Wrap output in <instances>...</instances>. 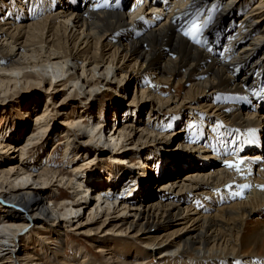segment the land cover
I'll return each instance as SVG.
<instances>
[{
	"label": "bare ground",
	"instance_id": "obj_1",
	"mask_svg": "<svg viewBox=\"0 0 264 264\" xmlns=\"http://www.w3.org/2000/svg\"><path fill=\"white\" fill-rule=\"evenodd\" d=\"M6 1L14 8L20 6L27 19L26 10L32 2L39 1L31 13L35 15L31 19L38 21L28 27L30 33L21 45L17 44L21 29L15 27L13 34L0 26V107H8L12 103L6 104L8 100L14 101L19 92L28 89L43 91L46 100L41 112L27 110L24 114L25 118L32 117L31 123L35 122L24 145L19 142L26 121L24 127H17L14 137L5 136V129L0 131V264H47L45 259L58 264H150L152 258H157V264H264V233L249 228L250 222L264 223V162L255 161L262 158L264 149V114L257 113L261 105L264 107V0H0V14L9 13L11 19L13 10ZM160 1L162 5L169 1L170 6L164 9ZM20 16L21 13L18 19ZM20 22L23 23H16ZM190 22L200 25L196 34L199 43L184 34ZM46 31L62 35L47 42ZM70 42L88 48L85 46L82 56H76L67 47ZM220 43L222 49L216 46ZM90 45L94 46L92 56ZM108 47L112 51L106 54ZM120 59L128 63L118 67L116 61ZM137 65L141 67L138 73ZM48 69L61 71L65 79L48 77ZM151 74L159 79L152 82ZM76 82L86 87L88 100L106 91L117 96V103L109 111L110 121L115 124L109 138L114 147L110 155L123 162L140 159L139 163L151 167L150 175L140 178L137 173L136 178L130 176L125 183L120 181V172L106 169L105 174L95 178L101 184H94L88 183L90 179L85 174L89 170L83 169L86 164L70 169L72 177L53 170L54 163L49 168L46 161L32 160V154L50 141L52 117L58 115L56 108L64 110L75 98H84L71 86L74 92L62 99L60 107L52 103ZM170 82L180 86L173 90L169 85L167 91L163 83ZM133 84L130 98L128 89ZM101 87L106 90L101 91ZM121 100L128 104L121 107ZM211 110L216 118L207 115ZM145 111L148 113L143 119ZM106 119L105 116L102 123H97L100 131L92 129L93 136L83 145L101 147L98 143L108 139L102 129ZM211 119L222 124L217 129L221 135L214 142L213 154L223 156L225 161L243 159L239 172L226 167L225 162L213 167L218 159H210L214 163L208 168L205 157L189 154L201 148L204 125ZM81 123L80 130L84 124L85 128L92 126L90 120ZM61 125L62 140L56 143L55 152L65 146L64 158L74 163L78 157L71 158L73 152L77 149L81 154L83 150L76 147L80 140L74 129L77 123L65 118ZM180 136L191 151L178 145ZM243 139L245 146L260 148L254 155L250 153L254 149H248L250 161H246L247 154L240 156ZM178 146L184 150L182 157L175 156ZM154 151L157 154L149 155ZM103 152L101 149L94 161L97 166H103ZM254 165L260 169L258 176ZM186 171L181 179L180 174ZM152 183H160L158 193L151 191ZM64 186L73 190L76 201H56V197L66 196L60 191ZM94 188L97 198L87 200L84 194ZM239 189L244 190L239 192L248 203L234 202L240 200L232 197ZM195 202L225 204L215 217L204 218L193 233L179 237L176 243L165 248L170 238L167 235L164 242L158 243L156 236L184 218ZM46 206H52L55 217ZM89 206L87 222L77 221L69 232L101 221L99 233L110 221L109 225L113 222V227L119 228L117 231L135 237L129 235V242H95V253L101 255L102 261L78 245H67L72 252V258L67 260L66 249L62 250V232L80 218L76 210ZM252 208L261 209V219L256 220L258 215L252 218ZM35 216L41 219L34 220ZM244 217H249L247 224Z\"/></svg>",
	"mask_w": 264,
	"mask_h": 264
},
{
	"label": "rangeland",
	"instance_id": "obj_2",
	"mask_svg": "<svg viewBox=\"0 0 264 264\" xmlns=\"http://www.w3.org/2000/svg\"><path fill=\"white\" fill-rule=\"evenodd\" d=\"M10 3L11 2L9 1V2L6 3V5H9V10L10 9L13 10L14 5H12V4L10 5ZM159 4L162 5V2L160 1ZM165 5H167V4H165ZM16 8L20 9V6H16ZM54 12H55L54 10H52L50 12L52 17H54L56 15V13H54ZM8 14L9 13H6V14L5 13H3V14L1 13L0 14V26L5 32H8V33L10 32V33H13V34H16L15 29H14L15 27H16V29H18V28L21 29L17 33L18 38L20 39V41L17 44L21 45L23 42L26 41L27 34L30 33V31L28 30V27L31 26L33 23L37 22L38 20L34 21V20H32L30 18V21L27 20V21H22L23 23H21V22L20 23H16L17 22L16 18L12 17L11 18L12 20H11V19H9L10 16L9 17L7 16ZM38 19L40 20V18H38ZM31 20L34 21V22H32ZM192 25H193L192 22H190L187 25V27H186V29L184 31V34L186 32H189V30L191 29ZM61 35H62V32H60V33H48L46 31V34L44 36V40L47 41V42L48 41H52V40H56L57 37H59ZM196 39L200 40V37L198 35H196ZM192 41L194 42L195 40L192 39ZM27 42H29V41H27ZM64 42H66V40ZM71 42H72V40H71ZM71 42H70V44L67 43V47H69V49L72 50L73 55L82 56V53L85 52L87 50V48H88L87 45H84L82 43H79L77 45V47L75 46L76 44L74 43V46H73V43H71ZM222 46H223V43H220L218 45V49H221ZM89 47H90V56H92L94 54V46L90 45ZM110 51H112V50H110V47L105 48V50H104V52L106 54H108ZM106 58L108 59L109 57L106 56ZM117 61H116V64L119 63L117 65L118 67L119 66L122 67L124 64L128 63L127 59L125 61H123L122 59L117 60ZM133 64H134V62H131V65H133ZM140 68H141L140 65L136 66V72L137 73L139 72ZM40 71L42 72L41 69H40ZM46 71H49V74H47V76L52 78V79H53V76H57L58 80L59 79H65V76H62V72L59 71V70H57V72L56 71L54 72V70L52 71L50 69H48ZM151 79L153 80L152 82H154V81L156 82V80L159 79V77L155 76V79H154V77H152V74H151ZM150 83H151V81L147 82L148 85ZM167 83H163L164 88L166 87L165 90H167V91L170 90L169 85H170V87L173 90H176L177 87L180 86V85H177L178 83L176 84V82H174L172 84H171V82H170V84H167ZM64 86H66V85H64ZM64 86H63V88H65ZM68 86L69 87L66 88L67 90H69L71 86H74V88L77 89L80 92V94H81L80 97H84V98H75V101H73V103H69L68 106H66L64 110L56 108L55 111L58 113V115L54 114L53 117H52L53 118V127H52V129L49 130V131H51V135L49 137L50 141L48 143H46V146L37 149L32 154V160L39 161L41 159L42 162L46 161L47 162L46 165L47 166L49 165L48 166L49 168H51L50 165H52L54 163L52 165V169L53 170L59 171L61 173L63 172L62 173L63 175H68V176L71 175L69 173V171H70V169H73L74 166L83 165V164L85 165L86 164V166H83V169L85 171L89 170L85 174V175H87V178L90 179V180H88V183H93V181H94V184L95 183L101 184L102 181L101 180L97 181L95 178L98 175H102L103 173L105 174L104 171H107L106 169L110 170L112 173H114L116 171L120 172L121 173L120 174V181L124 180L125 183L129 182L130 176H132V177L135 176V178H136V174L137 173H140V175H141L140 178H142L144 176L146 177L147 175H150L151 174V171H150L151 167L149 165L147 166V165H144L143 163H139L140 159H137V160L133 159L131 161H129V160L127 161L126 160V161H124L125 162L124 163L123 159H115L117 156L110 155L112 153L114 147H113V143L112 142L109 143V138L112 135L111 132H112L113 127H114L115 124H114V122L110 121V119L112 117L110 118L111 115H109V111H110L111 106L113 104L117 103V96L113 92L111 93L110 91L104 92L106 90V88L101 87V91H103L104 94H102V95L100 94L97 99L92 97V99L88 100V96L87 95L85 96V94H84V91L86 90V87H83V83L82 82H76V83L70 84ZM181 86H182V84H181ZM134 87H135V85L133 84L131 89H128L131 92L130 93V98L133 96ZM181 88H182L181 89V91H182L181 93L184 94L185 93V87L182 86ZM80 89H82V90H80ZM73 92H74L73 89H70V91L62 92L56 98L54 96L55 99L52 100V103L54 102V104H57V107H60L62 99H64L65 97H67L69 94H71ZM86 92H88V91H86ZM45 97H46V95H45V93L43 91L42 92L41 91L37 92V90L28 89V90L19 92L18 95L15 96L14 101L8 100L6 102V104L12 102L10 105H8V107L6 105H5L6 107H4V106L0 107V131L5 129L6 130L4 132L5 136L10 137L11 135H13V137H14L15 134L17 135V127L18 126H23L24 127V124L27 123V126H25L24 130L22 131L21 142H19L20 144L24 145L26 143L24 141H26L31 136V133H32L31 131L33 130L32 126L35 125V122L32 121V123H31L32 117L25 118L24 114H25V112L27 110H31L30 112H34L33 114H37V113L41 112L42 109H43V106L45 104V100H46ZM200 97L203 98L204 96L201 95ZM225 98H227V97H224L223 99H225ZM229 98H232V97H229ZM127 99H128V97H127ZM80 100L86 101L85 103H87V104H85L84 102H82ZM121 102H122L121 107L123 105L125 106V105L128 104L127 101L121 100ZM82 109H84V110L82 111ZM147 113H148L147 111H145L143 113L144 114V118L143 119H146ZM257 113L258 114H264V107L262 105H261V109H258ZM84 115H85V117L81 118ZM207 115H210V117H212V118H216L217 117V114H214V112L212 110L209 111L207 113ZM105 116H106L107 119H106L105 123H103L105 126L102 129H103L104 133L107 134L106 138H108V139L103 138L102 142L98 143L101 146L100 148L99 147H95L92 144L91 145H88V144L87 145H83V143H85L87 140H89V138L91 136H93V134L91 132L92 129H97V133L100 131L101 126L100 127L97 126V123L101 122ZM65 118H68L70 121H74V123H77V125H76V127L74 129L77 131L76 133H78L80 135V140L76 141V147H78V146L82 147L83 150H82L81 154H82L83 157L82 158L80 157L81 154L76 149V151H74L73 154L71 155V158L78 157L79 163L77 161L78 160L77 158L74 161V163L71 162L70 159L67 160V159L64 158L65 157V154H64L65 146H61L60 149L55 152V148L58 145L56 143H59L62 140L61 132H62L64 126L61 125V123L63 122V120ZM81 120H83V121H89L90 120L92 122V126H90V128L89 127L85 128L84 126L86 124H84L83 127L81 128L82 130H80V128H78L79 127L78 125H82ZM186 120H184V122H186ZM217 123H218V121H214L212 119L209 122L206 121L205 134L207 136H210L209 139H211V140L213 138V140L217 141V139H215L216 135L213 133V129L216 128V124ZM107 126H109L108 129H107ZM0 134H2V132ZM15 139H17V137ZM98 139L96 141H94V142L97 143ZM180 139L181 140L178 143V145L180 144L181 148H183L184 150L187 149V150L191 151V147H189L188 145L186 146V144L184 143L183 136H180ZM205 139L207 140L206 136H205ZM106 140H108L107 143H106ZM110 141H112V140H110ZM208 143H211L215 147V143L214 142H212V141L209 142L208 141ZM180 146H178L176 148L177 153L179 154V155H177V153H176L175 154L176 157H179V156L182 157L181 154L184 153V150H182L180 148ZM241 146H245L244 139L241 142ZM172 147H174V145ZM101 149H102V151H104L103 152L104 153L103 158H104L105 161H102L103 162V166L102 165L97 166L95 164L96 162L94 163V161L96 159H98L99 155L101 154ZM200 150L203 151L205 154H207L204 151V149H202V147L199 148L197 151L195 150V151H192V152H189V151H186V152H189V154H192V153L195 154L196 153L195 155H200V156H202L203 159H205L204 157L208 158L207 157L208 155L204 156L202 152H199ZM221 150H224V149H221ZM250 150H253V149H250ZM154 153H156V151L152 152V154H149V155H153ZM247 153H244L242 156L244 157V155L247 154ZM257 153H259V152L257 151ZM212 154H213V152H212ZM121 155H123V154H120V156ZM248 155H251V154H247V156ZM216 156L218 157L219 155H216ZM219 158L224 163V161H225L224 157L223 156H219ZM212 159H213V161L216 160V158H214V157ZM213 161H210V163L213 162ZM246 161H250V160H246ZM48 162H50V163H48ZM220 162H218V163H214L213 162L214 163V164H212L213 167H217V166L223 164V163L220 164ZM91 163H93L94 166H95L93 169H92L93 164H91ZM180 165H181V163H180ZM254 167L256 169L255 173L258 176V173H259L260 169H259V167L257 165H254ZM208 168H211V166H208ZM90 169H92V170H90ZM131 172L134 173V174L131 175ZM186 174H187V171L182 173V174H180L179 177L182 179L183 176H185ZM85 175H84V177H85ZM76 179L79 180V178H77V177H76ZM246 182H247V180H245L243 183L240 182V183L236 184L235 186L242 185V184H244ZM254 182L256 183V181H254ZM254 182H252V183H254ZM76 183L78 184L77 181H76ZM157 185L160 186V183H157ZM158 186H154V184H153L152 188H151V191L152 192H156V190L158 189ZM93 187H96V186H93ZM60 191H61V193L65 194L66 196L64 197L63 195L62 196L60 195L58 198L56 197V199H57L56 201L57 202H60L64 198L68 199V200L72 199L74 201L77 200L75 193H73V190L66 189V187H65L63 190L60 189ZM237 192H239V191H237ZM86 193L84 194V196H86L87 200H91V197L94 198V199L97 198L96 197L97 196V190H95V188L91 189L90 192L88 191ZM156 193H158V192H156ZM54 195L57 196L58 194H53V196ZM224 197L228 198V196H224ZM232 197H234L235 199H240L237 195L236 196L232 195ZM232 197H230V198L233 199ZM244 198L245 197H243V199ZM235 199H233V200H235ZM242 200L241 201L240 200L239 201H234V202L235 203H243V204L244 203H248V199L245 198V200L243 202H242ZM94 204H96V203H94ZM224 204L217 203V204L214 205V203H212V205H211V204H208V203H204L203 204L201 202H195L194 206L192 205L193 208H191V211L187 212V214L185 215L184 218H180V220L178 222L173 223L172 227H169L168 231H166L164 234H158L156 236L157 237L156 241L158 243L164 242L166 240L165 236L167 235L170 238L167 239L168 240L167 243L164 244L165 248L167 247V245L169 243H172V242L176 243L175 241L179 237L184 236L187 233H193L201 225V220H203L204 218H207V217H215L218 214V212L221 211V208L223 207L222 205H224ZM231 204L232 203H230L228 205H225V207L229 208L231 206ZM46 208L49 210V212L52 215V217L53 216L55 217V214L51 213L52 206H48V207L46 206ZM76 208H78V207H76ZM90 210H91L90 206L88 208L81 207L78 210H76V212L77 211L78 212L75 215L80 217V218L75 219L76 220L75 223L71 224L72 227L65 228L64 231L62 232L63 235H64L63 236L64 244H62L63 245L62 246V250L66 249V251L64 250V252H66V254H67V260H68V258H72V252H71V249H70L71 244L78 245L79 247H82V249L86 250L88 254H90L91 256L93 255V258H94V255H95L96 256V258H95L96 260L102 261L101 260V258H102L101 255L95 253L97 251V249H94L95 242H97V244H98L100 240H104V239H107V241H110V242L115 241V240H125V241L129 242V241H132V240H130V239H132L131 237H135L131 233L127 234V233H121L120 231H117L119 228L113 227V225H112L113 222H111L110 225H109L110 221L106 224V226L103 229H101L99 231V233L97 231H98V228L101 226V221H99L98 223H95V224H91L90 226L89 225L81 226V227L79 226L80 227L79 229H77V230H75L73 232H69L71 228L76 227L77 221L80 220V222H82V223H86L87 222V217H88V215L90 213ZM252 213H253L252 215H254V216H252V218H255V215L259 216V217L256 218V220L258 218L259 219L262 218L261 209L257 208V209L254 210V208H252ZM69 218H70V216L67 219L69 220ZM217 218H218V220L225 221V220H223V219H221L219 217H217ZM37 219L39 220V219H41V217L40 216H35L34 220H37ZM248 219H249V217H244L243 218L244 224H247L249 222ZM257 223H258V225H257L258 227L255 226ZM249 228H252V230H254V231L260 229V231H263V233H264V223H262L260 221H256V222L254 221L253 223L250 222ZM109 230H115V231L113 232V231H109ZM173 233H174V235L172 236ZM142 237H144V236H141V238ZM49 238H52V237L49 235ZM67 245H70V246L68 247ZM101 245H103V244H101ZM38 254L41 255L40 252H38ZM47 260H49V261H47ZM45 262H47V264H58L57 262L53 261L52 259H45ZM150 264H157V258L156 259L152 258V260L150 261Z\"/></svg>",
	"mask_w": 264,
	"mask_h": 264
},
{
	"label": "snow or ice",
	"instance_id": "obj_3",
	"mask_svg": "<svg viewBox=\"0 0 264 264\" xmlns=\"http://www.w3.org/2000/svg\"><path fill=\"white\" fill-rule=\"evenodd\" d=\"M200 31V25L199 24H193L189 32H186L185 35H189L192 37L193 40H195L196 43H199L200 41L196 39V34ZM244 163L243 159H238L235 162L233 161H225L226 167L229 169H235L237 172L240 171V166ZM247 187V186H246ZM264 188V186H262ZM236 195H240V193H236Z\"/></svg>",
	"mask_w": 264,
	"mask_h": 264
}]
</instances>
